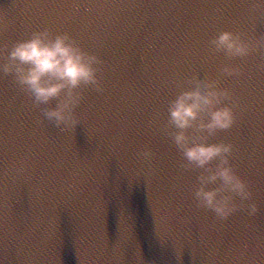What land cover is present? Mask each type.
Segmentation results:
<instances>
[{
    "label": "water",
    "instance_id": "water-1",
    "mask_svg": "<svg viewBox=\"0 0 264 264\" xmlns=\"http://www.w3.org/2000/svg\"><path fill=\"white\" fill-rule=\"evenodd\" d=\"M78 5V7H75ZM253 0H0V61L12 41L49 26L71 32L104 64V92H86L71 134L0 74V261L3 264H264V50L223 77L240 100L233 163L260 205L218 220L198 208V172L180 167L165 135L167 101L193 73L217 76L219 30L264 34ZM255 12L256 19H252ZM55 105V100L52 102ZM154 152L143 176L136 153ZM28 156L29 167L11 165Z\"/></svg>",
    "mask_w": 264,
    "mask_h": 264
},
{
    "label": "clouds",
    "instance_id": "clouds-1",
    "mask_svg": "<svg viewBox=\"0 0 264 264\" xmlns=\"http://www.w3.org/2000/svg\"><path fill=\"white\" fill-rule=\"evenodd\" d=\"M252 9L264 10V0H253ZM252 19H256L255 12ZM255 31L253 23L249 31L223 29L212 35L207 44L209 53L225 58L219 69L221 75L193 73L178 84L167 101L163 131L179 150L180 167L198 172L192 190L195 205L211 210L218 220H227L237 211L248 217L260 213L250 182L233 163L234 142L221 138V133L236 125L240 107L233 90L222 86V78L241 75L243 67L235 61L264 50V34L255 35ZM103 64L102 57L85 48L71 32L43 26L26 38L12 41L6 59L0 61V74L10 75L14 85L28 94L43 120L61 133L71 134L86 120L78 111L86 92H104ZM154 155L145 145L136 156L141 164L149 165L148 169L130 172L126 162L121 167L131 176L150 175ZM29 159L26 156L13 162L12 170L24 173L30 166Z\"/></svg>",
    "mask_w": 264,
    "mask_h": 264
}]
</instances>
